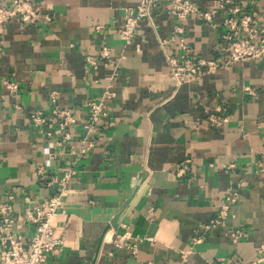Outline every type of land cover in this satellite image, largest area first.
Returning <instances> with one entry per match:
<instances>
[{
	"label": "crops",
	"instance_id": "obj_1",
	"mask_svg": "<svg viewBox=\"0 0 264 264\" xmlns=\"http://www.w3.org/2000/svg\"><path fill=\"white\" fill-rule=\"evenodd\" d=\"M193 1L207 10L214 0ZM230 1L264 28V0ZM32 2L35 23L11 18L0 29V203L22 215L65 190L53 222L62 242L45 264H264V63L176 85L164 53L179 46L160 44L179 28L188 56L219 57L227 11L178 21L156 8L153 26L141 20L125 46L122 16L137 0ZM103 46L108 58L98 56ZM102 96L103 127L82 150L87 104ZM53 106L73 123L31 122ZM233 192L222 223L205 229ZM231 230L243 232L236 243ZM124 232L133 252L113 245Z\"/></svg>",
	"mask_w": 264,
	"mask_h": 264
},
{
	"label": "built area",
	"instance_id": "obj_2",
	"mask_svg": "<svg viewBox=\"0 0 264 264\" xmlns=\"http://www.w3.org/2000/svg\"><path fill=\"white\" fill-rule=\"evenodd\" d=\"M156 8H161L167 15L178 21L196 16L207 22L217 11H227V16L224 19L227 33L222 36L226 46L221 49L222 54L219 57L206 59L188 56L187 52L190 48L184 38L178 35L181 32L179 28H176L174 35L160 40V44L165 50L172 42L179 46V52L176 54L164 53L169 76L176 85L197 81L205 74L217 72L234 63L246 60L264 63V28L255 24L249 15H237L239 8L232 5L230 0H214L207 10L198 8L193 0H137L135 6L126 9L122 16L123 24L119 39L123 45L132 43L137 25L141 20H146L153 26L152 11ZM37 15L38 10L32 0H9L0 7V29L11 18H18L23 24L35 23ZM46 20L48 21V18ZM98 56L108 58L109 49L103 46ZM85 61L88 68L96 69L98 66L95 56L88 55L85 57ZM4 83L9 90L16 89L13 82L5 81ZM87 107V119L82 125L85 130V137L81 140L84 145L82 150H87L92 146V140L89 138L103 127L106 118L103 96L96 101L88 102ZM29 117L35 125L46 124L56 127L58 130L73 123L69 111L56 106L51 109L50 117H43L39 111L30 114ZM210 121L215 122V119L210 118ZM261 155L263 161L260 171L264 173V151L261 152ZM67 178L68 173L64 176L63 181ZM64 195L65 190L62 188L54 196L43 200L32 209L25 210L22 215H14L11 204L0 203V264H45L47 255L55 252L62 242V239L54 234L53 222L56 212L61 207ZM235 198L234 192L225 197L224 204L205 225V229L222 223L227 216L229 205L234 202ZM28 225L31 226L30 235L23 238L20 231ZM228 235L231 242L236 243L243 236V232L231 230ZM128 238V232L117 235L113 240V245L133 252V246L127 243ZM259 251L261 255L259 260L264 262V251Z\"/></svg>",
	"mask_w": 264,
	"mask_h": 264
}]
</instances>
